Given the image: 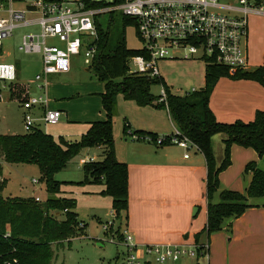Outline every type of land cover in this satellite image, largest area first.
<instances>
[{
  "label": "trees",
  "instance_id": "1",
  "mask_svg": "<svg viewBox=\"0 0 264 264\" xmlns=\"http://www.w3.org/2000/svg\"><path fill=\"white\" fill-rule=\"evenodd\" d=\"M82 1L86 7L117 5L123 2ZM121 21L123 27L128 23L136 26L130 17L123 15ZM111 23L112 16L106 28L96 24V53L90 67L104 84L100 98L106 118L89 122L87 130L75 142L67 141L62 136L55 138L38 127L22 134H0V264H53L55 251L63 247L64 241L74 234L77 224L74 210L76 200L60 194L64 182L55 180L53 176L65 168L83 148L100 146L103 157L101 160L83 163L84 179L79 183L102 185L100 193L110 197L115 217L127 220L128 168L115 154L111 116L118 95L125 100H133L138 106L164 107L162 102H155L157 96L150 91L153 84H163L171 120L181 135L187 137L205 159L207 219L203 229L195 234V240L208 241L211 233L224 227L225 220L240 216L251 206L249 199L264 195V170L255 161H249L244 167V171L251 174V180L244 192L220 189L219 181V173L230 165L229 149L232 144L250 147L258 157L264 155V110H256L252 120L236 119L226 123L218 121L209 107V97L219 77L255 80L264 87V67L238 70L229 74L225 67L211 61L205 62L203 86L193 92L178 95L170 91L162 78L151 79L129 70V59L142 54V49L128 48L124 28L119 33H113ZM28 89L25 82L13 83L11 99H26ZM123 130H129L127 124H124ZM217 132H224L227 136L224 159L219 165L214 160L211 144V137ZM131 133L138 136L147 134L152 140L158 135L139 129L131 130ZM150 143L155 144L153 141ZM167 144L169 143L163 142L158 146ZM4 162L36 165L46 185L47 197L39 201L33 197L23 198L11 194L3 196L1 192L6 185L2 173ZM215 193H218V201L213 200ZM56 212L64 217L58 219L54 214ZM5 232L9 235L4 236Z\"/></svg>",
  "mask_w": 264,
  "mask_h": 264
},
{
  "label": "rangeland",
  "instance_id": "2",
  "mask_svg": "<svg viewBox=\"0 0 264 264\" xmlns=\"http://www.w3.org/2000/svg\"><path fill=\"white\" fill-rule=\"evenodd\" d=\"M104 1L111 2L112 0ZM15 6L23 7L22 5ZM110 16H112L111 31L119 33L124 28L127 47L141 48L142 43L136 35L135 26L128 23L123 27L121 21L123 15L119 10L99 13L97 17L101 27L106 28ZM27 30V28L15 29L11 37L2 41V60L18 64L19 81L28 84L29 96H36L40 91H43L37 89L33 81L34 75L41 71L40 56L38 53L24 54L17 50L20 35ZM247 46L250 68L264 67V16L249 18ZM83 52L84 50L81 49L79 54L72 56L69 73L49 74L46 78L45 94L50 100L48 108L60 109L63 112L59 121L54 124L42 121L35 123L36 127L42 131L52 134L55 138L62 136L70 142L79 141L82 133L88 127L87 120L106 118L99 96L103 92L104 84L84 64ZM158 68L164 83L172 93L183 95L191 88L198 90L204 84L205 62L202 59H166L159 61ZM162 85V83L153 84L150 91L154 95H158ZM215 86L213 106L225 120L223 122L226 123L230 122L234 114H241L245 118L252 119L255 113L254 105L259 100L264 102V87L255 80L222 76L219 77ZM51 104L57 106L51 108L49 107ZM151 108H158L166 116L164 107H145L140 112L146 117L143 121L147 123L154 121L151 119V112H154V109ZM139 110L133 100H125L122 96H117L111 120L115 152L117 151L120 155L126 150L125 142L130 137L128 130H123L125 116L128 119L131 117V122L138 121ZM32 113L37 118L41 115V109L35 108ZM23 114L24 109L19 101L4 98L0 102V133L25 132ZM165 118L167 125H170L171 118ZM165 122L163 121V123ZM226 137L224 132H217L211 137L213 156L217 165L221 164L224 159ZM233 146L234 144L229 149L230 165L233 163L230 170L236 171L239 154L233 152ZM102 151L96 146L81 149L65 168L53 176L55 180L64 182L61 185L62 192L60 194L65 197H73L76 200L74 210L77 214L75 232L69 240L64 241L63 247L55 251L53 264H127L126 248L123 242H117V240H123L124 222L122 218L112 215L110 197L100 193L103 186L98 183H79L84 179L82 169L84 158L88 155H95L98 159H102ZM259 159L258 163L264 167V155ZM2 173L6 179V185L1 192L3 196L10 194L23 198L38 196L39 201H43L47 197L46 185L42 181L41 171L36 165L4 162ZM240 177L245 182L249 173L247 175V172L242 170ZM34 179L36 182L32 181ZM214 196L216 197L218 194L215 193ZM258 200L264 201V197ZM54 214L58 219L64 217L58 212ZM109 220H113L114 224L109 230L104 231L102 226ZM135 243L134 254L141 261L140 264H144V260H147L149 264H158L152 256L144 253V244ZM167 264H193V260L185 258Z\"/></svg>",
  "mask_w": 264,
  "mask_h": 264
},
{
  "label": "built area",
  "instance_id": "3",
  "mask_svg": "<svg viewBox=\"0 0 264 264\" xmlns=\"http://www.w3.org/2000/svg\"><path fill=\"white\" fill-rule=\"evenodd\" d=\"M111 10H119L135 21L136 35L142 43V54L128 61L129 70L160 79L158 63L166 59L211 61L225 67L229 74L251 69L247 51L249 18L264 16V0H123L117 5L98 7H86L82 0H0V102L4 98L10 100L12 84L21 82L18 64L2 60V41L11 37L15 29L27 28L20 35L17 50L40 56L41 71L34 75L33 81L43 91L19 101L24 109L25 132L34 128L38 120L51 124L59 121L61 110L47 108L46 78L49 74L69 72L72 56L81 49L84 64L92 66L98 36L97 15ZM195 90L191 88L186 93ZM156 96L155 102H162L168 113L163 85ZM35 108L41 109L37 118L32 113ZM128 134L156 145L175 144L185 151L184 157L191 147H196L176 126L170 134L157 135L154 140L147 134H132L131 130ZM87 161L93 160L90 157ZM111 213L115 216L112 209ZM113 224V220L106 221L103 230H109ZM122 233L123 240L117 242H123L126 248L127 264H140L134 254L136 243L132 236L125 228ZM7 235L5 232L4 236ZM143 250L158 264L185 258L192 259L193 264H207L209 256L208 241L195 239L144 244Z\"/></svg>",
  "mask_w": 264,
  "mask_h": 264
},
{
  "label": "crops",
  "instance_id": "4",
  "mask_svg": "<svg viewBox=\"0 0 264 264\" xmlns=\"http://www.w3.org/2000/svg\"><path fill=\"white\" fill-rule=\"evenodd\" d=\"M213 92L214 88L209 97V107L215 118L223 122L225 120L213 106ZM47 99L48 108L50 102L48 96ZM55 106L57 105H49L51 108ZM254 106L255 112L264 110L262 100L257 101ZM145 107L151 106H138L140 109L138 121L131 122V117L128 119L125 116L124 124H127L128 129L151 131L158 135L170 134L174 123L171 121L170 126L165 122L167 120L165 117L170 119L167 111L165 110L166 116H164L165 113L160 112L158 108H151L154 109V112H151V119L154 121L147 123L143 121L146 117L140 114ZM236 119L249 121L253 118L248 119L241 114H234L230 122ZM89 122L91 121H86L87 126ZM125 146L126 150L122 155L117 151L115 154L118 160L127 164L128 168V210L127 220L123 218V224L133 241L152 244L195 239V234L203 229L207 219L206 164L203 154L197 147H191L188 156L184 157L185 151L175 144L158 146L132 137L128 138ZM96 147L103 150L100 146ZM232 149L234 153L239 154L238 168L236 171H231L232 163L219 173L220 189L244 192L251 180V174L249 173V177L244 182L240 172L249 161L254 160L257 162L256 165L264 170V167L258 163L262 156L258 157L250 147L234 144ZM90 157L92 160L98 159L95 155H88L83 163ZM262 197L264 195L249 199L251 206L246 208L240 216L225 220L221 230L209 235L207 264H264V201L258 200ZM213 200L218 201L219 196H214ZM194 207H197V210L193 215Z\"/></svg>",
  "mask_w": 264,
  "mask_h": 264
},
{
  "label": "water",
  "instance_id": "5",
  "mask_svg": "<svg viewBox=\"0 0 264 264\" xmlns=\"http://www.w3.org/2000/svg\"><path fill=\"white\" fill-rule=\"evenodd\" d=\"M196 210H197V207H194V209H193V215H194V212H196Z\"/></svg>",
  "mask_w": 264,
  "mask_h": 264
}]
</instances>
